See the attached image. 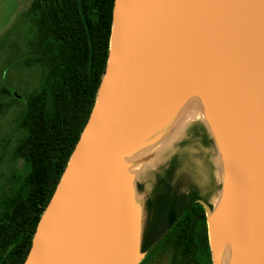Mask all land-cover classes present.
Segmentation results:
<instances>
[{"label":"water","instance_id":"95a60500","mask_svg":"<svg viewBox=\"0 0 264 264\" xmlns=\"http://www.w3.org/2000/svg\"><path fill=\"white\" fill-rule=\"evenodd\" d=\"M194 93L224 173L218 205L199 201L212 264L220 206L231 264H264V0L114 1L95 103L23 264H140L146 205L126 156Z\"/></svg>","mask_w":264,"mask_h":264},{"label":"trees","instance_id":"16d2710c","mask_svg":"<svg viewBox=\"0 0 264 264\" xmlns=\"http://www.w3.org/2000/svg\"><path fill=\"white\" fill-rule=\"evenodd\" d=\"M115 0H33L29 14L34 36L25 63L44 70L40 85L26 98L17 127L23 136L16 157L30 171L11 196L0 202V264H23L38 222L64 172L95 103L105 73ZM8 104H0V114ZM145 198L151 224L142 243L150 258L175 236L189 264H212L206 216L196 193L161 192ZM139 196L144 185L136 183Z\"/></svg>","mask_w":264,"mask_h":264},{"label":"rangeland","instance_id":"374dc122","mask_svg":"<svg viewBox=\"0 0 264 264\" xmlns=\"http://www.w3.org/2000/svg\"><path fill=\"white\" fill-rule=\"evenodd\" d=\"M32 1L0 0V104H8L0 114V202L14 193L30 171V165L16 157L15 151L23 137L17 125L26 98L45 74L42 67L25 63L29 41L35 34L29 14ZM165 135L135 157V180L153 196L161 175L165 179L161 192L196 193L211 207L217 206L223 188V166L203 111L189 108ZM150 220L145 211L142 243ZM206 229L208 233L207 216ZM144 259L140 264H189L180 254L175 236L166 238L150 258Z\"/></svg>","mask_w":264,"mask_h":264},{"label":"bare ground","instance_id":"6f19581e","mask_svg":"<svg viewBox=\"0 0 264 264\" xmlns=\"http://www.w3.org/2000/svg\"><path fill=\"white\" fill-rule=\"evenodd\" d=\"M198 96H199V94L194 93L192 95V97L188 101L185 102V104H183L180 108H178L176 110L175 114H173L171 117L168 118L167 123L165 124L164 128L166 129L168 127H172V125L174 126V124H175L174 122H178L179 119L183 117L184 113L187 112V110L191 107H199V109H201V111H202L203 108L201 106L200 99ZM160 134H162V133L159 131V132H156L154 134V136L158 137ZM150 138H152V137H150ZM126 160H127V162H129L130 171L131 172L134 171L136 161L133 158V156L127 155ZM223 214H224V208H222L221 206L217 207L216 208V214L214 217V223L217 226V231H216L217 235H218V237H219V239L223 245L221 262H222V264H231V258L233 257V245H232L231 238L225 232L222 231V228L224 226Z\"/></svg>","mask_w":264,"mask_h":264},{"label":"flooded vegetation","instance_id":"af4514ba","mask_svg":"<svg viewBox=\"0 0 264 264\" xmlns=\"http://www.w3.org/2000/svg\"><path fill=\"white\" fill-rule=\"evenodd\" d=\"M140 182V181H139ZM141 183V182H140ZM144 189H145V187H144ZM146 190V189H145ZM145 193H146V195L148 196L149 194L145 191ZM181 193V192H180ZM183 193H188V192H183ZM176 194H179V192L178 193H176ZM145 196V195H144ZM146 196V197H147ZM146 257V256H145Z\"/></svg>","mask_w":264,"mask_h":264}]
</instances>
